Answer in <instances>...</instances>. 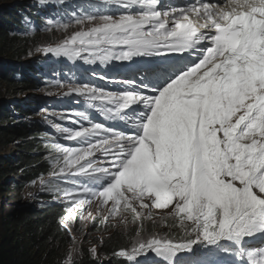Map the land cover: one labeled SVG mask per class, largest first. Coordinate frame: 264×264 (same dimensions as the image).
Here are the masks:
<instances>
[{"label":"snow or ice","instance_id":"obj_1","mask_svg":"<svg viewBox=\"0 0 264 264\" xmlns=\"http://www.w3.org/2000/svg\"><path fill=\"white\" fill-rule=\"evenodd\" d=\"M131 5L144 11L81 17L77 24L100 23L63 45L40 49L68 57L87 53L101 61L165 57L171 62L158 79L141 75L121 80L120 91L88 84L71 89L87 101H100L89 107L123 122L127 130L93 123L82 111L75 116L90 126H55L67 132L66 139L85 146L52 145L61 154L53 175L72 187L48 190L55 200L67 202L69 214L96 199L101 206L111 201V216L125 211L141 220L134 206L138 203L140 209L171 206L182 227L191 222L186 239L152 237L113 256L135 261L152 253L177 264L178 257L199 246L219 249L221 256L230 257L228 264H264V83H250L247 72L258 54L257 39H264V25L245 31L235 19L245 8L251 13L264 3L194 0L163 12L157 0H127L124 7ZM248 19L251 23V15ZM184 53L187 58L175 55Z\"/></svg>","mask_w":264,"mask_h":264},{"label":"trees","instance_id":"obj_2","mask_svg":"<svg viewBox=\"0 0 264 264\" xmlns=\"http://www.w3.org/2000/svg\"><path fill=\"white\" fill-rule=\"evenodd\" d=\"M40 4L37 0H0V11L8 7V14L0 12V80L19 86L20 90L29 91L36 86L32 79L22 74L24 67L30 66L26 63L29 57L32 56L35 63H42L43 67L53 66L49 57H43V60L33 57L37 54L40 35L30 32L28 26L34 22L38 31V17L14 30L10 28L11 21L28 14L30 10L37 13L53 7H41ZM27 34L31 36H24ZM37 102L31 100L23 105H0V203H4L0 204V264H67L63 251L66 239L62 226H59V220L67 215V205H50L54 192L48 190L64 189L66 186H43L33 203L20 202L18 198L21 190L38 176L41 175L42 180L47 173L52 174V166H48L47 161L54 159V142L46 137L49 134L44 123L33 119L34 113L38 116L39 108L43 106ZM19 117L23 120L20 121ZM6 147H11L13 154H6ZM99 223L100 220H97L94 226ZM171 223L166 225L173 228ZM91 231L95 233L98 229ZM133 234L134 231L125 232L124 226L114 229L96 245L97 251L110 260L107 264H123L113 253L128 251L135 239ZM96 257L89 248L83 247L69 263L99 264Z\"/></svg>","mask_w":264,"mask_h":264},{"label":"rangeland","instance_id":"obj_3","mask_svg":"<svg viewBox=\"0 0 264 264\" xmlns=\"http://www.w3.org/2000/svg\"><path fill=\"white\" fill-rule=\"evenodd\" d=\"M121 0H114V2H110L108 0V5L105 6V9L101 11V15H107L110 6L117 5V2ZM83 3H88L87 0H84ZM81 15L76 18L77 15H72L71 20H66L63 22H52V24L43 30V32L40 34L39 38V43L37 47V54L33 57L37 56H46V55H53L52 53H44L40 49H43L45 47H53L54 44L59 41H64L67 40L69 37L74 35L75 33L79 31H85L86 29L89 30L91 27H94L100 23V21L97 19L92 23H84L83 25L77 24L75 21L81 17H87L89 15H83L82 12H80ZM61 24H66L67 27L63 28L60 27L59 25ZM38 42V41H37ZM57 44V43H56ZM18 77V76H17ZM20 89V87H16L13 85H10L2 80H0V105H5L8 103H13L16 105H23L22 103L26 102L29 103L31 100H36V99H44L49 101H58V96L61 95V91L63 89H54L50 92H48L50 89L46 88H35L34 90L31 91H25L24 88L22 90H16ZM20 91V92H19ZM47 92V93H46ZM47 98V99H46ZM73 101V100H72ZM74 103V102H73ZM71 103V113L69 116H72L77 112L78 110L75 107V104ZM15 109V108H14ZM61 112L68 113L69 111L65 110H51V109H41L38 114V118L42 119L43 121H46L48 123L53 120L56 124V119L58 115H61ZM37 114L34 113V118L36 117ZM20 121L23 120L22 117H19ZM36 122L35 120H33ZM66 129L69 130H78L77 125L74 126H68ZM63 140L60 141V144L63 146H76L77 141L73 140H68L66 139L67 137V132L62 133ZM79 140V138H78ZM4 152L6 154H13V150L11 147H6L4 149ZM54 162L52 163V175L53 173L57 170L58 165H57V160L58 158L56 157V151L54 153ZM63 163L62 160H60ZM51 172V171H50ZM52 177H58L57 179H62L63 177L60 175H53ZM78 179V178H75ZM55 180V179H54ZM39 185V184H38ZM37 184H34L33 186L28 185L24 187L23 190L19 193V201L20 202H25V203H33L31 202V197L28 198L31 195H35L39 192V186ZM71 187V186H70ZM29 195V196H28ZM130 195V194H129ZM2 201V200H1ZM146 203L150 204V201H145ZM3 202L0 204L2 205ZM4 204V203H3ZM134 206L137 208L138 212L141 213L142 219L141 220H134L131 212H125V211H120L116 216H111L110 215V208H111V201L108 203V205L101 206L99 200H86L85 203L81 207H76L74 209V214H69L68 216L64 217V220L62 219L61 222H59V225L62 226L63 228V233L65 236L66 241L65 246H63V251H65V260L67 264H70L69 261L75 257L76 255L79 254L80 250L83 247L89 248L90 250L95 248L97 249V246L112 230L114 229H120L121 227L125 226L129 229L130 232H132V227L131 225L138 224L140 221L147 220L149 215L151 216V219L148 223V229L150 232H144L145 234H149L146 237H143V239H138L135 241L137 243L140 240H147L152 237H158L161 239H173L179 240L181 238L186 237L185 236V228L189 229L191 228V222H186L184 226L182 227L179 220L171 215L172 208L171 206L168 209H154V208H149V209H140L138 203H134ZM100 220V223L95 227L94 223ZM172 222V223H171ZM172 224L173 228H167L168 225L166 224ZM145 226H143L142 230L144 229ZM151 227V228H150ZM68 228H71L72 232L69 234L67 231ZM92 229H98L97 232L93 233L91 230ZM125 229V228H124ZM170 233V236L168 235ZM74 237V238H73ZM134 243V244H135ZM132 248V247H130ZM220 252L219 249L216 250V253ZM98 258L99 264H107L109 263V259L103 258V256H100L99 252L96 251L94 254ZM154 255L152 253H147V254H142L141 257H150ZM211 253H207L206 251H202V248L197 246L194 249V253L191 258H186L188 260V264H194L195 262H199L200 260L204 262H208L212 258ZM164 257H157L155 256L154 262L156 264L162 263L164 261ZM213 259V258H212ZM181 260V259H180ZM184 261V260H181ZM185 264V261L182 262Z\"/></svg>","mask_w":264,"mask_h":264},{"label":"bare ground","instance_id":"obj_4","mask_svg":"<svg viewBox=\"0 0 264 264\" xmlns=\"http://www.w3.org/2000/svg\"><path fill=\"white\" fill-rule=\"evenodd\" d=\"M37 1L41 3L40 4L41 7H43L44 5H47V6L48 5H59L61 3V0H43V2H41V0H37ZM73 2H76V0H73ZM159 2H162L160 4L162 6L159 8V10L162 11V12L163 11H171L174 8V7H171L172 3H170V5H169V1L168 0H165L166 4H163V0H160ZM174 2H175V4H185L186 5V4H188L190 2V0H186V2H183V1H179V2L174 1ZM7 5L8 4H6L4 6H7ZM7 8L5 7V10L0 11V12L7 13V11H6ZM92 8L97 9L96 6L93 5V4H92V7H90V9H92ZM69 9H72V8H69ZM53 14L57 15L59 22L64 20V16H63V14L60 11L55 10V11H53ZM36 16H37V13L34 10H30L28 12V14H26L24 16H18V18L15 19V21H11L10 28H12V30H14L17 27H19L20 25H22L24 22L34 21ZM67 16H69V15H67ZM24 36H31V34H27V35H24ZM185 55H186V58H187L188 54L186 53ZM38 58L43 60V55L39 56ZM64 61H65L64 64H60L59 62H57L56 64L59 65V67H61L62 69L66 68V66L67 67H71L70 64H67L65 66V64L68 62V59H67L66 56H64ZM193 61H194V59L191 62H193ZM26 63H28L30 66H28L26 68L24 67V69L22 71V74L25 75L26 77L32 79L35 83L37 81H39V80H41L43 82V80H45V78H50L51 80L54 78L53 73L49 72L48 74H46L43 71V64L42 63H35V60L32 59V56L29 57V59L26 61ZM79 72H82V71H79ZM17 76L18 75L16 74V77ZM73 76L74 75L72 74V72L70 70H68L67 73H66V79L69 81L67 86L72 87V88L75 87V86L76 87L77 86H81V84L72 85L71 81L73 80ZM51 90H52V88H50V90L48 92H50ZM63 95H64V91H61V95H59L57 97L58 101H54V102L49 101V103H51L52 106H50L48 108L51 109V110H54V111L55 110H61V111L62 110H65V111L71 110V103L74 102V101H72L73 100L72 97H74L75 94L73 92H71V96L72 97L67 96L65 99L63 98ZM73 104H75V103H73ZM43 109H46V108L43 107ZM39 111H40V108H39ZM61 115H63L62 112H61ZM73 115L75 116V114H73ZM37 119L40 120L39 118H37ZM69 123H70V121H69ZM73 125L76 126L75 124H73ZM55 126H59L60 128H67L68 127V125L63 123V122H61L58 117L56 119ZM44 127L46 129L45 131L48 132L49 136H52L54 138V141H56L54 143H60V141L63 140L62 132L57 133L56 130H55L56 127L53 129L48 124H46L45 122H44ZM55 151H56V149L54 148V153H55ZM53 158H54V154H53ZM51 166H52V164H51ZM52 176H53L52 174H49V178L51 180H53L55 182V184L53 186H50L51 188L57 187L59 185L66 186V187H70V186L72 187V185L65 183L64 178L62 180V179H57L58 177H52ZM44 179H42V180H44ZM61 199H62V197H61ZM49 204L50 205H53V204H65V205H67V202L61 203L60 201L53 199V200L49 201ZM66 216H68V213H67ZM66 216H63L59 220V222H61L62 219L64 220V217H66ZM59 226H61V225H59ZM130 250H131V248H129L128 251H130ZM117 258H119V257H117ZM123 264H136V263H133L132 261H129V260H127V258H125L124 261H123Z\"/></svg>","mask_w":264,"mask_h":264}]
</instances>
